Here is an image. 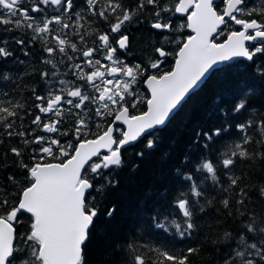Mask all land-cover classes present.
Segmentation results:
<instances>
[{"label":"trees","instance_id":"16d2710c","mask_svg":"<svg viewBox=\"0 0 264 264\" xmlns=\"http://www.w3.org/2000/svg\"><path fill=\"white\" fill-rule=\"evenodd\" d=\"M37 1L0 0V218L15 227L8 264L41 263L33 217L18 210L31 171L65 162L113 123L118 108L99 104L91 72L115 49L129 55L141 87L157 59L152 26L174 31L178 20L179 0H65V15L36 11ZM123 130L116 125L118 141ZM84 178L94 218L81 264H264V45L253 61L214 71L116 166L96 161Z\"/></svg>","mask_w":264,"mask_h":264},{"label":"water","instance_id":"95a60500","mask_svg":"<svg viewBox=\"0 0 264 264\" xmlns=\"http://www.w3.org/2000/svg\"><path fill=\"white\" fill-rule=\"evenodd\" d=\"M213 1L179 0L175 11L177 16L184 17L193 8L187 18L192 35L179 50L171 72L145 80L144 85L150 94L146 113L131 118L128 109H124L115 116L114 122L125 128L121 141L116 143L112 124L98 138L78 143L73 156L65 163L36 165L32 170L34 183L22 193L18 207L21 212L35 217L37 229L34 234L42 240L39 249L42 264H78L81 260L82 248L93 223L84 211L85 196L91 191V185L86 180L79 183L89 163L106 153L103 162L109 167L114 166L120 161L124 149L134 146L148 133L164 128L186 99L223 62L236 58L251 60L244 42L237 44L240 40L237 36L219 46L212 44L211 40L223 21L214 14ZM153 28L157 30L160 25L155 24ZM55 39L62 45L58 38ZM118 46L121 51L126 50L128 38H121ZM118 73L111 69L112 76ZM127 73L131 75V70ZM14 242V227L0 219V264H7Z\"/></svg>","mask_w":264,"mask_h":264},{"label":"flooded vegetation","instance_id":"af4514ba","mask_svg":"<svg viewBox=\"0 0 264 264\" xmlns=\"http://www.w3.org/2000/svg\"><path fill=\"white\" fill-rule=\"evenodd\" d=\"M13 1L18 4L20 2V0ZM38 3L40 7L44 5V8H49L51 6L54 9L57 6L59 13L63 11L62 13L64 15L66 14L67 4L65 0H38ZM33 5L34 4L30 5V7H33ZM40 7L34 5L36 11H39ZM212 8L216 16L222 18L224 23L223 27L218 30L212 40L214 44L220 45L224 43L229 36L234 34H242L244 38L250 39L245 42V46L249 52L252 51L251 53L257 52L259 46L264 44V0H217L212 3ZM55 22L56 21H53V23ZM160 25L161 28L159 30H154L159 34V46L155 47L157 59L152 65L147 66V71L145 72L146 78L151 75L159 77L165 73L171 72L174 68L181 45L185 42L186 38L190 36L187 27V17L178 18L174 31L171 29L170 25L168 28L166 27L167 24ZM43 26H50L49 20L46 21L45 19ZM116 55L115 49L109 50V52L102 57V60H100L101 63H98L100 66L98 71L91 74V79L100 81L103 88L101 93H104L107 88V92L105 93L106 98L101 102L111 103L116 108L120 109L124 107L131 108L133 106L136 110L131 112V116L143 113L146 110V102L149 98L144 87V81L141 87L144 88L145 92L142 90L141 95L144 99L146 97V102L142 97L139 98V93L135 88L136 82L140 80L139 74L132 71L131 78L128 79L129 77L126 70L130 68L129 55L125 57H116ZM91 57L92 55L87 52L86 59L90 63ZM149 59L150 57L143 59V61ZM241 61L242 60L238 58L233 62ZM106 62H110L111 65L116 63L114 67L118 68L117 71H119V73L115 77L109 76ZM137 85L140 87L139 82ZM141 102L143 109L139 110L137 108Z\"/></svg>","mask_w":264,"mask_h":264},{"label":"bare ground","instance_id":"6f19581e","mask_svg":"<svg viewBox=\"0 0 264 264\" xmlns=\"http://www.w3.org/2000/svg\"><path fill=\"white\" fill-rule=\"evenodd\" d=\"M25 1H27V0H25ZM32 1H33V0H32ZM22 2H23V1H22ZM37 2H38V1H37ZM24 3H25V2H24ZM26 3H27V2H26ZM34 3H35V2H34ZM39 3H40V2H39ZM27 4H28V3H27ZM27 4H26V6H27ZM68 4H69V3H68ZM31 5H32V4H31ZM34 5H35V4H34ZM34 5H33V7H34ZM41 6H42V5H41ZM43 6H44V5H43ZM43 6H42V7H43ZM37 7H40V6H37ZM44 7H45V6H44ZM44 7H43V8H44ZM11 9L13 10V8H11ZM11 9H9V10H11ZM30 9H31V8H30ZM37 9H38V8H37ZM255 9H256V8H255ZM35 10H36V8H35ZM67 27H69V25H68ZM64 28H65V27H64ZM65 30H66V29H65ZM65 30H64V31H65ZM68 31H69V30H68ZM66 32H67V31H66ZM81 35H83V34H81ZM78 36H79V35H78ZM78 36H77V38H79ZM84 37H85V35H84ZM93 37H95V36H93ZM58 38H59V37H58ZM75 38H76V37H75ZM81 38H83V37H81ZM87 38H88V35H87ZM91 38H92V37H91ZM59 39H60V38H59ZM79 39H80V38H79ZM88 39H89V38H88ZM92 39H93V38H92ZM94 39H97V38L95 37ZM60 40H62V39H60ZM80 40H81V39H80ZM83 40H84V39H83ZM89 40H90V39H89ZM97 40H98V39H97ZM54 41H55V40H54ZM62 41H63V40H62ZM90 41H91V40H90ZM92 41H93V40H92ZM92 41H91V42H92ZM76 42H77V41H76ZM79 42H82V43H83V41H79ZM87 42H88V40H87ZM94 43H95V42H94ZM94 43H93V44H94ZM80 44H81V43H79L78 45H80ZM83 44H84V45H85V44H88V45H89V43H83ZM83 44H82V46H83ZM90 45L92 46V43H91ZM35 46H36V45H35ZM60 46H61V45H60ZM86 46H87V45H86ZM83 47H84V46H83ZM89 47H90V46H89ZM89 47H86V48H89ZM82 50H83V49H82ZM88 50H89V49H88ZM92 50H93V49H92ZM82 52H84V51H82ZM89 52H90V51H89ZM92 52H93V51H92ZM85 53H86V52H85ZM81 54H82V53H81ZM90 54H91V53H90ZM83 55H84V53H83ZM91 55H92V54H91ZM84 57H85V56H84ZM85 58H86V57H85ZM85 58H84V59H85ZM82 61H84V60H82ZM113 63H115V62H113ZM85 64H86V63H85ZM115 64H116V63H115ZM99 67H100V66H99ZM103 68H104V67H103ZM98 69H99V68H98ZM100 69H101V68H100ZM231 96H233V95H231ZM221 106H222V105H221ZM48 138H49V137H48ZM64 148H65V147H64ZM45 161H46V159H45Z\"/></svg>","mask_w":264,"mask_h":264}]
</instances>
